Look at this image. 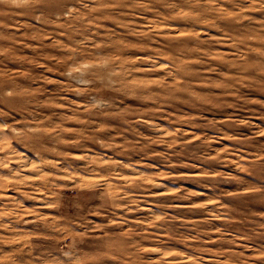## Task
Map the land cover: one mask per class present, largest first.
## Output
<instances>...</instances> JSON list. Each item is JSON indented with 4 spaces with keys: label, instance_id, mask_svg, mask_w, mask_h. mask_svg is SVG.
Segmentation results:
<instances>
[{
    "label": "rangeland",
    "instance_id": "374dc122",
    "mask_svg": "<svg viewBox=\"0 0 264 264\" xmlns=\"http://www.w3.org/2000/svg\"><path fill=\"white\" fill-rule=\"evenodd\" d=\"M84 3L45 0L39 20L31 5H0V87L19 93L0 99V124L33 130L0 151V264H68L61 250L71 237L53 239L62 234L37 216L67 215L65 198L76 193L97 208L91 185L109 170L129 195L88 214L86 227L71 217L74 232H87L76 241L83 264H264V10L242 13L249 20L224 0L227 12L198 16L188 0ZM85 38L79 75L122 81L119 90L65 87L61 45ZM92 96L110 106L89 110ZM86 157L102 158L91 164L99 175L83 171ZM41 159L85 177L56 181L65 187L49 201L59 207L33 191L44 183L33 179L37 166L60 175Z\"/></svg>",
    "mask_w": 264,
    "mask_h": 264
},
{
    "label": "clouds",
    "instance_id": "9594fccd",
    "mask_svg": "<svg viewBox=\"0 0 264 264\" xmlns=\"http://www.w3.org/2000/svg\"><path fill=\"white\" fill-rule=\"evenodd\" d=\"M45 0H0V5H31V10L33 13L36 14V18L42 19L43 13L39 12L38 7L40 4L44 3ZM78 3L82 4L85 8H88V5L84 3V0H77ZM190 3H194L198 8V12L190 13L193 16L202 15L203 12L209 11V10H215L217 12L225 13L227 12V9H224L221 7L222 0H188ZM224 2H227L229 4H232L237 11L233 13H229L230 15L238 16L241 19H249L252 20V17H243L242 13L246 11H256L257 6H259V9L264 10V0H224ZM124 3L129 7H147L146 4L143 3V0H131L130 3H128V0H117V4ZM246 4L247 7H243L242 5ZM74 12H78L76 9H70L66 15L71 17L73 20L75 19H83V14H79L77 16H73ZM91 10H89L90 14ZM2 14V13H0ZM51 22V21H46ZM2 23V22H0ZM260 24V31H264V21H259ZM71 39V37H69ZM87 38H85L84 41H75L73 46L72 44L68 45H61V47L65 48L69 55L64 57L62 60H58V63L63 68V71L61 72V75L68 78V81L65 85L68 91L77 92L79 94H82L85 91H97L102 92L105 89L109 90H119L115 88L114 86L119 83L123 84L122 81H113L112 84H107L104 82L103 77H94L85 79L82 75H79L80 67L83 64V57L85 56V53L82 51L81 46L86 43ZM95 47H100V45H95ZM130 75V73H128ZM113 75H116L115 73ZM46 79V78H45ZM16 95H19V93L15 92V90H4L2 87H0V99L4 100L5 102H9L8 98L14 97ZM37 103H41L40 101H36ZM106 106L109 105V101L105 100L102 96H92L91 103L86 105L85 107L90 109H97V110H103ZM7 115V113H4L2 110H0V116ZM23 123L27 124L28 121H22ZM11 131L12 133L16 134L13 136L7 135L8 131ZM63 129H61L62 131ZM33 131L32 129H20L18 130L13 125L8 124H0V151L6 150L7 147L11 146V140L16 139L19 135H27L28 132ZM55 131V129H53ZM58 135V133H57ZM57 143H67L66 141H57ZM41 151H52L57 152L55 148H47L43 145H40ZM15 151V150H13ZM39 155V151L37 152ZM57 155H64L66 158L70 156V153H60L57 152ZM89 161L88 166H86L83 171L88 172L89 175H99V173L96 171V169L91 168V164L97 163V160L102 161V158L92 159L91 157H86ZM42 164L52 163V167L57 170V172L60 173V175H56L54 172H48L45 173L42 171L39 166H37L36 171L40 173L38 177H34L33 179H40L44 181V183L40 187L34 188L35 193L43 192L44 194V201L45 206H51V207H59V200H56L55 202H50L49 197L58 196L59 189H62L65 187V185H61L59 183H56L59 179H65V178H71L73 180L83 181L85 177L81 176L79 172L75 171V169H72L70 167H64L61 168L59 165L55 162H49L41 159ZM113 173L112 170H109V174L105 176H101L100 179L103 181V183L97 182L96 184L91 185V187L97 188L99 190L98 199L101 201L100 205L95 209H88L86 202L79 197V193L74 194L71 198H65V212L67 215L62 216H45V215H38L37 220H39L45 228H50L53 230V232L61 233L62 236L59 237H53V239L60 240H68L69 237H71V242L67 244L68 251L61 250V254L63 257H65L68 261V264H83L84 261V254L80 252V250L76 247V241L77 238H83L85 235H87V232L84 233H77L74 232L71 228V225L76 224L78 222L77 219H72V216H76L79 218V220L84 221V227H86L87 223L89 221L87 220L88 214H104L101 210H107V211H114L115 209L122 207L119 203L116 201L126 198L129 193H125L124 196H120L119 192L123 190V185L121 186H114L111 184V177ZM87 186V185H85ZM75 188H80L81 184L77 183L74 185ZM28 195H32L29 193ZM35 198V197H33ZM86 213V214H82ZM8 213H0V218H2L3 215H7ZM63 221V223H62ZM0 227L7 228L8 225L0 224ZM264 227V226H262ZM107 235V234H106ZM123 235H126L123 234ZM55 259V258H54ZM43 264H50L49 261L45 260ZM55 264H64L63 260H56Z\"/></svg>",
    "mask_w": 264,
    "mask_h": 264
}]
</instances>
